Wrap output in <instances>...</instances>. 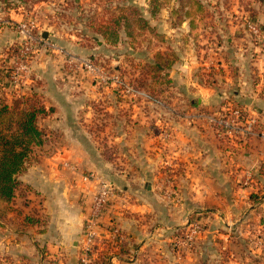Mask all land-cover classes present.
<instances>
[{"label":"crops","instance_id":"obj_1","mask_svg":"<svg viewBox=\"0 0 264 264\" xmlns=\"http://www.w3.org/2000/svg\"><path fill=\"white\" fill-rule=\"evenodd\" d=\"M252 9L264 26V3H252ZM230 28L227 47L242 43L236 55L243 61L231 71L221 58L224 70L213 85L191 78L195 65L180 69L176 63L168 69L170 85H129L134 92L128 94L124 85L102 87L67 74L45 51L35 56L20 85H36L53 109L40 120L50 145L19 177L28 186L26 204L0 201V264H80L84 221L97 187L83 179L88 173L113 180L130 197L128 211L114 204L101 219L104 228L114 219L126 237L119 249L100 245L104 264L243 263L235 254L240 235L264 233V141L227 145L201 117L228 104L264 123V56L253 58L250 39ZM2 33L0 50L16 39L11 29ZM90 102L105 109L93 115ZM91 118L106 125L97 136L84 126ZM105 147L115 153L112 161ZM29 216L37 222L26 224ZM194 219L204 233L189 247L183 234Z\"/></svg>","mask_w":264,"mask_h":264},{"label":"rangeland","instance_id":"obj_2","mask_svg":"<svg viewBox=\"0 0 264 264\" xmlns=\"http://www.w3.org/2000/svg\"><path fill=\"white\" fill-rule=\"evenodd\" d=\"M33 1L27 2L30 10L20 7L0 12V37L9 29L16 36L12 44L0 50V99L21 96V87L31 86L8 85L1 79L6 77L11 61H21L18 54L25 40L16 23H30L35 26V33L46 31L51 35L48 39L52 47L33 45L30 61H35V56L45 51L56 57L67 74L84 79L85 83L91 81L102 87L170 85L168 69L177 63L180 69L181 64L195 65L191 78L213 85L219 83L224 70L221 58L227 59V68L231 71L239 68L238 63L243 61L236 55L242 43L237 44L238 47H227L230 27L245 37L238 17L246 11L251 13L252 3H264V0H45L37 4ZM15 12L19 13L18 21L11 17ZM192 25L195 27L190 28ZM11 47L14 51H10ZM158 55L165 62L160 73L153 69L159 63ZM88 61L105 75L96 76L89 71L84 65ZM92 105L88 104L87 112L93 115L97 108L105 109L104 104ZM103 121L97 123L91 118L84 126L91 135H96L104 130ZM94 139L105 145L102 139ZM49 145L46 142L41 147ZM196 221L191 220L185 232ZM115 224L120 227L116 221ZM240 237L242 240L237 243L235 254L242 258V264H264V233L250 232ZM233 238L240 239L232 234ZM28 264L38 263L34 260Z\"/></svg>","mask_w":264,"mask_h":264},{"label":"built area","instance_id":"obj_3","mask_svg":"<svg viewBox=\"0 0 264 264\" xmlns=\"http://www.w3.org/2000/svg\"><path fill=\"white\" fill-rule=\"evenodd\" d=\"M246 12L238 17L237 21L241 31L245 33L253 45V58H262L264 56V26L252 12ZM15 25H17L19 33L24 36L25 41H23L18 54L21 61H11L7 67L9 71L7 70L6 77H1L8 85H20L22 83L32 62L30 59L34 54L33 49L35 47L33 45L52 47L49 39H44L42 32L35 33V26L30 23L20 22ZM84 65L96 76L101 75L103 77L105 75L100 68L89 61ZM124 88L128 94L134 92L129 85H124ZM201 117L214 130L220 141L227 145L241 139L260 138L264 141V123L261 122L259 117L249 116L241 107L227 104L218 110L201 113ZM64 165L70 166L68 163H64ZM83 179L86 181L95 180L97 187L84 221V236L80 245L79 262L80 264H104V260L101 259L100 245L105 243L110 248L115 249V247H119L125 242L126 237L122 229L115 224V221L110 220L104 228L101 219L107 213L109 207L114 204H120L122 213L128 211L127 205L130 203V197L113 182L93 173L85 174ZM103 229L105 232H101ZM203 233V225L197 221L193 222L189 230L183 234V241L191 247ZM114 259L113 255L110 257L109 262L112 263Z\"/></svg>","mask_w":264,"mask_h":264},{"label":"trees","instance_id":"obj_4","mask_svg":"<svg viewBox=\"0 0 264 264\" xmlns=\"http://www.w3.org/2000/svg\"><path fill=\"white\" fill-rule=\"evenodd\" d=\"M41 1L45 0L33 2L37 4ZM27 2L28 0H0V12L20 7L30 10ZM252 14L254 15L253 12ZM10 51H14L12 47ZM158 60L159 63L153 69L160 73L165 68H162L165 62L161 55H158ZM101 110L98 109L97 112L101 113ZM52 112L53 109L46 108L43 103L36 85L26 88L21 96H13L10 100L3 96L0 99V201L10 204L20 198L26 204L28 186L19 177L39 161L41 146L48 142V129L41 125L40 120ZM103 154L110 161L115 158L111 148L105 147ZM105 179L120 189L113 180ZM36 222L33 216L26 217V224Z\"/></svg>","mask_w":264,"mask_h":264},{"label":"water","instance_id":"obj_5","mask_svg":"<svg viewBox=\"0 0 264 264\" xmlns=\"http://www.w3.org/2000/svg\"><path fill=\"white\" fill-rule=\"evenodd\" d=\"M42 36H43L44 39H48L49 36H50V34H49L48 32L45 31V32L42 34Z\"/></svg>","mask_w":264,"mask_h":264}]
</instances>
